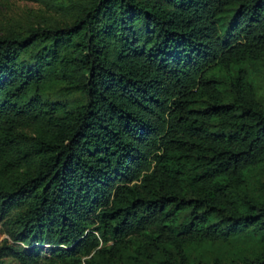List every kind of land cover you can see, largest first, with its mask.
<instances>
[{"label": "trees", "instance_id": "16d2710c", "mask_svg": "<svg viewBox=\"0 0 264 264\" xmlns=\"http://www.w3.org/2000/svg\"><path fill=\"white\" fill-rule=\"evenodd\" d=\"M73 9L0 34V264H264V0Z\"/></svg>", "mask_w": 264, "mask_h": 264}, {"label": "rangeland", "instance_id": "374dc122", "mask_svg": "<svg viewBox=\"0 0 264 264\" xmlns=\"http://www.w3.org/2000/svg\"><path fill=\"white\" fill-rule=\"evenodd\" d=\"M80 0H55L59 5L70 6L71 9L66 12L62 8L54 6L52 0L45 2H36L32 0H0V34L10 29L23 30L28 26L38 24L52 23L64 27L70 24L74 17L75 10L73 4ZM259 69V70H258ZM255 81L257 83L258 93L261 100L264 101V63L258 65ZM254 73V68H252ZM49 92L53 93L60 99H74L76 92L67 94L64 88L52 87ZM78 96V95H77ZM264 178V172H259ZM7 238L4 233L3 226L0 223V244L3 239ZM230 243L223 242H199L191 247V252L195 256H202L204 259L212 257H223L228 255L238 256L243 252H247L252 244V239H239ZM22 246V245H20ZM48 245L42 247L41 251L46 252ZM10 261V258L6 259Z\"/></svg>", "mask_w": 264, "mask_h": 264}]
</instances>
